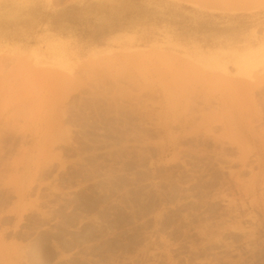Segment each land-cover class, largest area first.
Segmentation results:
<instances>
[{
  "label": "rangeland",
  "instance_id": "obj_1",
  "mask_svg": "<svg viewBox=\"0 0 264 264\" xmlns=\"http://www.w3.org/2000/svg\"><path fill=\"white\" fill-rule=\"evenodd\" d=\"M0 264H264V8L0 0Z\"/></svg>",
  "mask_w": 264,
  "mask_h": 264
},
{
  "label": "bare ground",
  "instance_id": "obj_2",
  "mask_svg": "<svg viewBox=\"0 0 264 264\" xmlns=\"http://www.w3.org/2000/svg\"><path fill=\"white\" fill-rule=\"evenodd\" d=\"M183 1L195 6H200L217 11H234V12L255 11L264 8V0H183ZM215 111L213 110V112Z\"/></svg>",
  "mask_w": 264,
  "mask_h": 264
}]
</instances>
